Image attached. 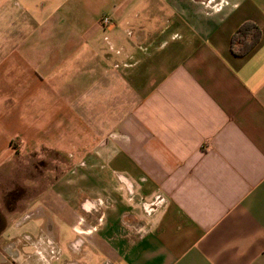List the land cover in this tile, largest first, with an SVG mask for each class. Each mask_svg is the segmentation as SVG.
Listing matches in <instances>:
<instances>
[{"label":"crops","instance_id":"crops-1","mask_svg":"<svg viewBox=\"0 0 264 264\" xmlns=\"http://www.w3.org/2000/svg\"><path fill=\"white\" fill-rule=\"evenodd\" d=\"M42 152L0 264H264V0H0V170Z\"/></svg>","mask_w":264,"mask_h":264},{"label":"rangeland","instance_id":"rangeland-1","mask_svg":"<svg viewBox=\"0 0 264 264\" xmlns=\"http://www.w3.org/2000/svg\"><path fill=\"white\" fill-rule=\"evenodd\" d=\"M62 162L63 157L55 152H42L1 169L0 202L4 204L5 198L13 208H23L64 170Z\"/></svg>","mask_w":264,"mask_h":264},{"label":"trees","instance_id":"trees-1","mask_svg":"<svg viewBox=\"0 0 264 264\" xmlns=\"http://www.w3.org/2000/svg\"><path fill=\"white\" fill-rule=\"evenodd\" d=\"M260 36L261 31L255 23L243 22L231 36V52L237 56L247 53L258 42Z\"/></svg>","mask_w":264,"mask_h":264},{"label":"flooded vegetation","instance_id":"flooded-vegetation-1","mask_svg":"<svg viewBox=\"0 0 264 264\" xmlns=\"http://www.w3.org/2000/svg\"><path fill=\"white\" fill-rule=\"evenodd\" d=\"M4 205L6 207V210L10 211L13 209V207L10 205V202L9 201H5V198H4ZM25 217L29 216L28 214L27 215H24ZM23 216V217H24Z\"/></svg>","mask_w":264,"mask_h":264},{"label":"water","instance_id":"water-1","mask_svg":"<svg viewBox=\"0 0 264 264\" xmlns=\"http://www.w3.org/2000/svg\"><path fill=\"white\" fill-rule=\"evenodd\" d=\"M5 227V219L1 216L0 219V232L4 229Z\"/></svg>","mask_w":264,"mask_h":264},{"label":"built area","instance_id":"built-area-1","mask_svg":"<svg viewBox=\"0 0 264 264\" xmlns=\"http://www.w3.org/2000/svg\"><path fill=\"white\" fill-rule=\"evenodd\" d=\"M101 22H102V24H108L109 23V19L107 17H103L101 19Z\"/></svg>","mask_w":264,"mask_h":264}]
</instances>
